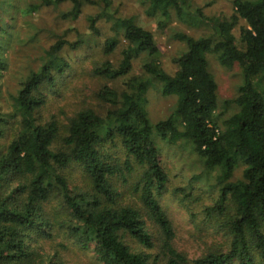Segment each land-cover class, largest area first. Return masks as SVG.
I'll use <instances>...</instances> for the list:
<instances>
[{"label": "trees", "instance_id": "1", "mask_svg": "<svg viewBox=\"0 0 264 264\" xmlns=\"http://www.w3.org/2000/svg\"><path fill=\"white\" fill-rule=\"evenodd\" d=\"M141 1L150 17L192 16L213 35H179L184 49L169 74L151 32L132 19L113 20L102 56L123 43L120 60L96 63L92 74L106 82L94 95L97 104L76 109L65 124L45 117V91L70 72L66 54L82 38L54 42L7 96L0 83V264H69L63 255L69 245L91 247L96 264H264V0H234L232 16L222 20L189 14L185 0ZM44 2L69 3L65 18L76 20L89 5L109 17L112 0ZM240 21L242 49L232 34ZM88 22L97 35L94 18ZM207 54L226 70L238 67L243 80L225 103L236 111L223 121ZM7 66L0 49V78ZM151 88L176 100L155 124L146 110ZM158 144L186 148L204 172H217L218 198L204 213L224 233L223 250L195 259L177 250L160 205L168 175ZM239 168L241 177L232 180Z\"/></svg>", "mask_w": 264, "mask_h": 264}, {"label": "rangeland", "instance_id": "2", "mask_svg": "<svg viewBox=\"0 0 264 264\" xmlns=\"http://www.w3.org/2000/svg\"><path fill=\"white\" fill-rule=\"evenodd\" d=\"M44 1L0 0V49L8 65L1 75L0 83L7 96L15 90L22 76L38 67L37 60L54 42L60 38L69 41L82 38L85 43L78 50L66 54L70 72L59 80L55 88L45 91L47 105L44 115L56 118L60 124H65L76 109L97 104L94 95L106 82L92 74L96 63L106 59L113 63L120 60L123 43L110 57L102 56V42L114 36L113 20L132 19L136 25L151 32L160 52L158 61L169 74L175 72L173 60L184 49L178 39L179 35L194 39L213 35L212 28L204 25L199 18L186 16V19H180L174 11L168 20L157 13L150 17L147 15V6L141 0H112L109 17L104 14L101 6H85L76 20L65 18L70 9L69 3L55 5ZM185 1L191 15L200 12L205 18L222 20L228 19L234 12V0ZM90 17L95 20L97 35H93L89 29ZM244 25L240 21L232 31L236 45L241 49L240 29ZM206 60L208 72L217 85V112L219 120L223 121L236 111L234 105L225 103L234 100L243 80L238 67L230 70L222 68L213 54H207ZM140 66V62L135 61V73L139 72ZM113 85L119 88L121 81ZM6 96L4 110H9ZM175 102V97H164L153 88L149 89L146 94V110L150 122L155 124L166 119L173 112ZM160 146L161 161L168 175L167 191L160 199V205L173 224L177 250L188 259L223 250L224 233L219 230L215 216L212 218L204 213V209L212 207L218 198L217 172H204L199 160L186 148L180 146L170 150L158 144ZM240 177L241 168L235 170L232 180ZM178 188L182 189L180 193L175 192ZM150 229L154 233L152 226ZM63 255L69 264L97 263L91 247L80 250L69 245V250Z\"/></svg>", "mask_w": 264, "mask_h": 264}]
</instances>
